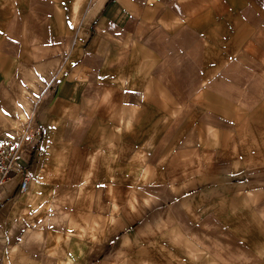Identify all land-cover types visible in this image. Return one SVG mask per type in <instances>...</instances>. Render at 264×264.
Masks as SVG:
<instances>
[{"label":"rangeland","instance_id":"obj_1","mask_svg":"<svg viewBox=\"0 0 264 264\" xmlns=\"http://www.w3.org/2000/svg\"><path fill=\"white\" fill-rule=\"evenodd\" d=\"M151 2L142 3L144 12L153 9ZM69 4L34 0L17 7L5 0L11 21L26 27L28 46L11 51L18 82L8 85L13 110L0 120V136L24 135V150L53 172L36 207L59 201L61 186H70L57 204L59 212L87 231L79 236L65 221L50 220L44 236L69 230L74 241L87 240L88 264H264V4L258 12V4L251 3L249 19L242 20L243 4L237 1L185 0L179 8L168 0L164 6L171 18L164 26L152 29L147 18L138 30L144 40L154 33L161 46H97L95 51L81 46L72 64L76 27L69 46H46L56 39L49 16ZM196 10L201 13H192ZM51 21L56 26L61 20ZM248 41L262 45V59L249 51ZM66 76H73L75 98L58 104L63 110L50 123L49 96ZM121 76L137 80L138 88L122 85ZM119 106L138 109V146H120L116 155L119 167L133 158L135 178L120 181L116 193L105 180L75 192L72 167L83 166L95 147L86 140L89 125L105 130L106 114ZM180 130L186 145L178 143ZM125 133L122 139H129ZM68 168L72 173L64 178ZM115 216L125 224L118 233L107 227ZM90 228L94 238L105 230L112 234L104 251L97 242L101 236L95 243L88 239Z\"/></svg>","mask_w":264,"mask_h":264},{"label":"crops","instance_id":"obj_2","mask_svg":"<svg viewBox=\"0 0 264 264\" xmlns=\"http://www.w3.org/2000/svg\"><path fill=\"white\" fill-rule=\"evenodd\" d=\"M9 1L19 7L24 2L31 3L34 0ZM144 1L146 3L147 0H70V4L66 9L55 11L52 16H49L51 27L49 26L48 29H50L49 32L52 36L56 35V39L46 46H69L68 43L75 27L77 28V36L71 46L77 47L71 56L70 64L74 60L73 56H77L75 53L81 51V46H88L89 51H95L97 46H161L160 42L156 41L158 39H154V33L151 38L147 36L146 40H144L138 30L143 25L144 21L142 20L147 18L153 21L152 29L155 24L164 26L167 20L171 18L170 11L166 10V6H164L168 3V0H152L153 9H148L145 12L142 10ZM171 1L176 3L177 7L185 2V0ZM194 1L200 2V0ZM204 1L211 3L218 0ZM224 1H237L243 4L240 12L242 20L249 19L251 3L258 4V12L263 9L262 4H264V0ZM146 4H149V2ZM146 7L148 6L146 5ZM8 9V6H5V0H0V120H3L2 116L10 114V109L13 108V93L9 91L8 85L11 82H18L14 80L12 70V67L17 65V60H12L13 54L11 51L16 50L17 46H28L25 43L26 27L21 26L19 21H11L12 16L9 14ZM226 11L230 15L229 10L226 9ZM196 12L201 13L200 10L192 13ZM173 14L178 17L181 16L177 12H173ZM57 18L61 21L54 26V22L51 20ZM228 19L233 24V18L229 17ZM78 20L79 24L75 26ZM59 34L65 35V39L60 41ZM246 46H248L249 51L255 57L262 59L261 44L256 46L253 43L249 44L248 41ZM85 65H82V70ZM84 70L87 71V69ZM72 77L66 76L60 80L55 88V93L49 96L51 102L48 106L50 111L48 119L50 123L54 120L53 118L56 119L55 116H57L58 111L63 110L62 107L57 105L62 102L72 104L75 98L76 94L72 85ZM123 79V76H121L122 85L129 87L127 86L129 84L132 85L130 86L131 88H138L136 86L138 84L137 80L126 82ZM21 82L25 81L22 80ZM27 83L31 85L32 81ZM43 95H46V91L43 92ZM69 108L66 107L64 109L68 111ZM15 112L17 114L20 110ZM106 115L105 130L96 129L94 127L95 123L89 125L88 131L91 134L87 136L86 140L90 146L95 147L90 149L85 155L84 165L78 164L72 167L73 177L78 179L76 182L77 186H73L75 192L81 190L87 183L93 184L94 182L97 184V181L105 180V187L108 184L113 189L112 192L116 193L117 185L120 181L130 180L131 182L135 178L132 173L131 160L133 158L125 161L126 165L123 167H119L120 159L117 160L116 155L120 146H138L134 133L137 129L135 123L138 118V109L136 107L132 109L128 106L113 107ZM1 126L2 123H0V128ZM47 129L49 130V128ZM102 131L104 132L103 134H101ZM123 131H126L125 135H129V139H122ZM178 137L180 138L179 144H187L188 139L183 136L182 130H180ZM233 140H235V137L229 138V141ZM25 150L18 159L17 165L18 167L25 166L31 175L27 189L21 190L19 188L22 175L13 172L12 177L16 180L11 185H4L0 193V264H42L43 260H52L54 261L53 264H88L90 260V245L87 240L77 239L74 241L72 235L68 233L69 230L65 231V235L57 236L56 232H53L44 236L46 222L50 220L58 224L65 221L66 226L72 227L74 231L76 230L79 236L86 235L87 231L84 232L78 222L70 219L66 220L63 213L59 212L60 209L57 204L62 200V196H66L69 193L70 186H61L62 191L60 194L55 195L59 198V201H45L40 207H36L35 201L40 195L44 180L54 178V174L52 171L47 172L46 167L43 166L44 161L40 157L35 154V158H33ZM70 173L72 171L68 168L64 178L68 177ZM12 177L7 181H10ZM132 197L134 196L132 195L129 198L130 201L134 200ZM40 208L44 210L43 214L36 219L33 215L38 213ZM108 223L107 227L112 233L120 232L121 227L125 225L116 216L108 220ZM88 231V239L93 240L92 243H95L98 237L101 236L97 242L102 244L104 251V245L112 237V234H106L105 230L104 233H99L97 238H94L96 237L93 235L95 230L90 228ZM58 244L60 246L64 245V247H58ZM103 251L101 250L98 255L103 253Z\"/></svg>","mask_w":264,"mask_h":264},{"label":"built area","instance_id":"obj_3","mask_svg":"<svg viewBox=\"0 0 264 264\" xmlns=\"http://www.w3.org/2000/svg\"><path fill=\"white\" fill-rule=\"evenodd\" d=\"M25 141L24 135L18 137L0 136V193L4 183L12 177L13 172L22 175L19 183L21 190H25L29 184L30 174L27 168L17 165L18 159L23 154Z\"/></svg>","mask_w":264,"mask_h":264},{"label":"bare ground","instance_id":"obj_4","mask_svg":"<svg viewBox=\"0 0 264 264\" xmlns=\"http://www.w3.org/2000/svg\"><path fill=\"white\" fill-rule=\"evenodd\" d=\"M17 115H18L19 118H21V120H24V119H25V114H23V113H19V112H18ZM27 187H28V186H27ZM27 187H26V189H27ZM26 189H25V190H26Z\"/></svg>","mask_w":264,"mask_h":264}]
</instances>
